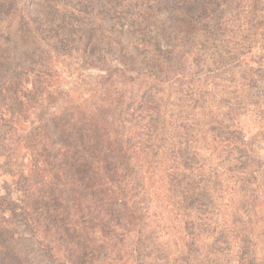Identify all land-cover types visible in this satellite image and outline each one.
Here are the masks:
<instances>
[{"label": "rangeland", "instance_id": "1", "mask_svg": "<svg viewBox=\"0 0 264 264\" xmlns=\"http://www.w3.org/2000/svg\"><path fill=\"white\" fill-rule=\"evenodd\" d=\"M0 264H264V0H0Z\"/></svg>", "mask_w": 264, "mask_h": 264}, {"label": "trees", "instance_id": "2", "mask_svg": "<svg viewBox=\"0 0 264 264\" xmlns=\"http://www.w3.org/2000/svg\"><path fill=\"white\" fill-rule=\"evenodd\" d=\"M55 179H56V178H55ZM94 206H95V205H94ZM94 206H93V207H94ZM83 211H87L88 214L90 215V211H91V209L84 208V209L82 210V212H80L79 214H82ZM75 213H76V212H75Z\"/></svg>", "mask_w": 264, "mask_h": 264}]
</instances>
